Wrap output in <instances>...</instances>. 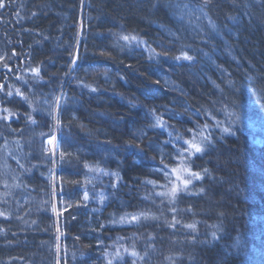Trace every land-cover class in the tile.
Returning <instances> with one entry per match:
<instances>
[{
  "label": "trees",
  "instance_id": "1",
  "mask_svg": "<svg viewBox=\"0 0 264 264\" xmlns=\"http://www.w3.org/2000/svg\"><path fill=\"white\" fill-rule=\"evenodd\" d=\"M0 57V264H55L57 243L60 264H264V0H10ZM188 167V194L157 195Z\"/></svg>",
  "mask_w": 264,
  "mask_h": 264
},
{
  "label": "snow or ice",
  "instance_id": "2",
  "mask_svg": "<svg viewBox=\"0 0 264 264\" xmlns=\"http://www.w3.org/2000/svg\"><path fill=\"white\" fill-rule=\"evenodd\" d=\"M9 3H10V0H7V2H6V0H0V9L7 8ZM118 38H119V40L126 42L125 43L126 47H132L133 45L139 46V45L143 44L146 49L148 48V45L146 43H144L143 41L139 40L135 35H119ZM77 48H78V42H77ZM150 51H154V50H150ZM13 55H15V53H13ZM156 55L158 56L159 54H156ZM78 58H79L78 53L73 55V59L71 61L73 66H75ZM0 59H3V57H0ZM176 59L177 60L183 59L185 61H191L193 58L191 56H189L187 54V52H183L182 55L177 56ZM5 67H7V65H5ZM32 71L35 75L38 76L40 69L34 68V69H32ZM0 89H3V85H0ZM16 91H17L18 95L23 96V93H21L19 89H17ZM92 91L95 92L96 89L93 88ZM12 95H13L12 92L9 91V92L5 93V98L7 99L8 97H12ZM60 100H61V97H56V108L57 109L60 107ZM34 111H35V109H34ZM2 112L4 114L0 115V119L5 120V121L11 120L13 118V116L16 115L15 113H11L7 108H4L2 110ZM49 115H53V113L50 112ZM229 116L231 118L232 114L230 113ZM18 118L19 117H17V119ZM53 118L55 119L56 124L59 125V123H60L59 119H57L56 116H53ZM26 119L31 124H36V121L31 116H27ZM213 119H215V117H213ZM220 123L221 122L217 121L215 124V127L219 128ZM164 126L165 125H164L163 120H161L158 117L155 118L154 127H164ZM207 128H208V126L205 125L204 130H202L200 132V137H201L200 142L184 141V143L188 145V147L184 151H186L188 153L189 157L195 156L196 154H203L205 151V146L211 145V134L208 133V135H205V131L207 130ZM222 130H223V132L228 133L229 135H234L231 127H223ZM169 135H171V134H169ZM195 138L196 137L194 134L193 140H195ZM46 143H47V145L51 146L50 150H51L52 156L54 158L56 155V150H57V146H58V142H56V136L52 135L51 137H49L46 140ZM48 150L49 149H46V151H48ZM179 154L183 155V153H179ZM64 156H65V153L63 151H61L60 152V159L63 160ZM162 159H163V157H162ZM52 162L55 163V159H53ZM85 167L89 169V172L103 173V175H109V173L104 172V170L99 168L98 166L93 167V166L85 165ZM162 171L164 172V175L167 177L168 172H167L166 166L164 169H162ZM171 171L173 173H176L178 171V169L174 168ZM204 171H205V173H207V169H205ZM183 173L187 174V176H188L187 179H183L182 176H177V180H182L183 187H178L174 184L173 187L171 189H169L168 192L158 193L157 195L167 196V197H169L170 203H175V201H176L177 197L180 195V193L183 192L185 194H188V186L190 184H192L193 180H202L203 179V176L201 175L200 172H193L190 167L184 168ZM111 175L115 176L116 174L112 173ZM87 182H90V181H87ZM149 183H152V182L150 181ZM53 187H55V185ZM201 191H203V189H201ZM61 195H63V191H61ZM88 199H89L88 192L85 190L83 193V200L87 201ZM70 206L71 205H69V207ZM52 211L54 213H57V216L59 217L60 215H62L63 211H67V208H62L61 210L58 211L57 208L55 207V205H53ZM171 211L173 213H176L177 209L175 207H173L171 209ZM0 216H6V214L4 212H0ZM141 218H143L144 221L159 219L158 217H156L150 213H143L142 212V213H138V214H127L125 216H121L119 221H113V223H118L120 225H133V224L139 225ZM179 223H180V221L176 219L175 215H173L172 222L169 224V226L171 228H176L177 224H179ZM185 227L195 230L196 226H195V224H187V225H185ZM100 228L103 229L104 225L101 224ZM56 232L58 233V235L56 236V239H57V241H59L60 236L64 235V233L60 229L59 224H57V226H56ZM77 239H78V237H77ZM196 239H197L196 236L191 237V241L193 243H195ZM212 239L215 241V240L220 239V237L217 236L216 232H213L212 233ZM56 253H57V255H56L55 264H60L61 258H60V245H59V243H57V245H56ZM117 255H119V253H117ZM129 255L134 257V258L139 257L140 259H144V257L140 256L139 253H137L136 251H132ZM145 256H147V253H145ZM109 264H111V262H109ZM132 264H135V259L132 261Z\"/></svg>",
  "mask_w": 264,
  "mask_h": 264
},
{
  "label": "bare ground",
  "instance_id": "3",
  "mask_svg": "<svg viewBox=\"0 0 264 264\" xmlns=\"http://www.w3.org/2000/svg\"><path fill=\"white\" fill-rule=\"evenodd\" d=\"M56 142H58V141H57V139H56ZM58 147H59V145H58ZM56 152H57V151H56ZM148 185H151V186H153V185H154V183H148ZM164 191H165V192H168L169 190H168V189H164Z\"/></svg>",
  "mask_w": 264,
  "mask_h": 264
},
{
  "label": "rangeland",
  "instance_id": "4",
  "mask_svg": "<svg viewBox=\"0 0 264 264\" xmlns=\"http://www.w3.org/2000/svg\"><path fill=\"white\" fill-rule=\"evenodd\" d=\"M47 146L49 147V150H50V149H51V146H50V145H47ZM58 149H59V147L57 146V150H58ZM57 150H56V151H57ZM50 151H51V150H50Z\"/></svg>",
  "mask_w": 264,
  "mask_h": 264
}]
</instances>
